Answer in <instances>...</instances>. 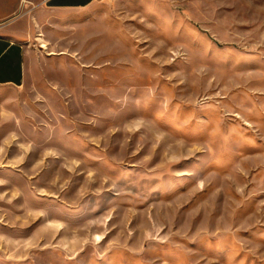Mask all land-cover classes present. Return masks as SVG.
Instances as JSON below:
<instances>
[{
  "label": "rangeland",
  "instance_id": "374dc122",
  "mask_svg": "<svg viewBox=\"0 0 264 264\" xmlns=\"http://www.w3.org/2000/svg\"><path fill=\"white\" fill-rule=\"evenodd\" d=\"M25 19V82L0 86V264H264V0Z\"/></svg>",
  "mask_w": 264,
  "mask_h": 264
},
{
  "label": "crops",
  "instance_id": "0c3cea01",
  "mask_svg": "<svg viewBox=\"0 0 264 264\" xmlns=\"http://www.w3.org/2000/svg\"><path fill=\"white\" fill-rule=\"evenodd\" d=\"M23 0H0V86L25 82L26 16L35 9L83 11L105 0H27L28 13L19 14Z\"/></svg>",
  "mask_w": 264,
  "mask_h": 264
},
{
  "label": "bare ground",
  "instance_id": "6f19581e",
  "mask_svg": "<svg viewBox=\"0 0 264 264\" xmlns=\"http://www.w3.org/2000/svg\"><path fill=\"white\" fill-rule=\"evenodd\" d=\"M23 2H25V3H28V1H27V0H23Z\"/></svg>",
  "mask_w": 264,
  "mask_h": 264
}]
</instances>
